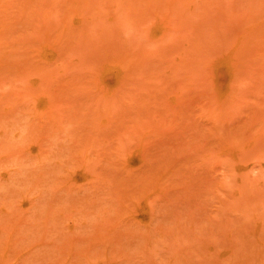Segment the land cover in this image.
Instances as JSON below:
<instances>
[{
	"label": "rangeland",
	"instance_id": "rangeland-1",
	"mask_svg": "<svg viewBox=\"0 0 264 264\" xmlns=\"http://www.w3.org/2000/svg\"><path fill=\"white\" fill-rule=\"evenodd\" d=\"M0 264H264V0H0Z\"/></svg>",
	"mask_w": 264,
	"mask_h": 264
}]
</instances>
